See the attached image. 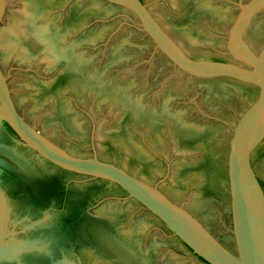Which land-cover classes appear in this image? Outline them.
Returning a JSON list of instances; mask_svg holds the SVG:
<instances>
[{
	"label": "water",
	"instance_id": "water-1",
	"mask_svg": "<svg viewBox=\"0 0 264 264\" xmlns=\"http://www.w3.org/2000/svg\"><path fill=\"white\" fill-rule=\"evenodd\" d=\"M0 264H264V0H0Z\"/></svg>",
	"mask_w": 264,
	"mask_h": 264
},
{
	"label": "flooded vegetation",
	"instance_id": "flooded-vegetation-1",
	"mask_svg": "<svg viewBox=\"0 0 264 264\" xmlns=\"http://www.w3.org/2000/svg\"><path fill=\"white\" fill-rule=\"evenodd\" d=\"M2 123H4V122H2ZM4 124L10 129V127H9L6 123H4ZM10 130H11V129H10ZM11 131H12V130H11ZM12 133L14 134L13 131H12ZM14 135H15V134H14ZM15 136H16V135H15ZM55 191H56V190H55ZM56 193H57L58 195H60V197H61V202H60V203L62 204V197H63V194H61L60 191H56ZM62 205H63V204H62ZM62 205H61V206H62ZM41 207H42V210H43V211H46V210L48 209L47 206H41ZM45 214H46V213L43 212L42 215H41V217L38 218L37 220H39V219H41V218L43 219V217L45 216ZM37 220H35V221H37ZM35 221H34V222H35ZM32 223H33V222H32ZM40 224H41V223H40ZM40 224H38V225H40Z\"/></svg>",
	"mask_w": 264,
	"mask_h": 264
}]
</instances>
